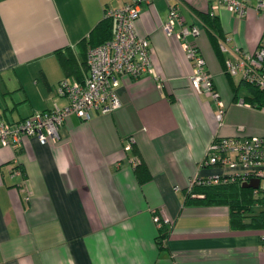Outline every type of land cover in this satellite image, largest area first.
Returning a JSON list of instances; mask_svg holds the SVG:
<instances>
[{"label":"crops","instance_id":"obj_1","mask_svg":"<svg viewBox=\"0 0 264 264\" xmlns=\"http://www.w3.org/2000/svg\"><path fill=\"white\" fill-rule=\"evenodd\" d=\"M133 1L0 0V120L66 106L61 84L77 79L63 58L85 79L86 40L108 10ZM180 2L186 22L201 26L193 40L225 104L223 124L212 96L193 89L181 42L163 30L167 0L144 5L135 29L151 43L153 73L121 81L118 110L69 117L55 142L31 136L19 149L0 146V264H264V229H233L226 205L185 204L195 178L220 173L202 163L213 139L238 135L240 125L264 136V108L235 102L249 92L225 72L231 55L221 51L222 60L199 16L212 1ZM251 5L246 19L258 13ZM214 14L230 46L255 51L261 39L240 40L241 17L225 7ZM140 165L151 174L144 183ZM162 226L169 235L160 246Z\"/></svg>","mask_w":264,"mask_h":264},{"label":"built area","instance_id":"obj_2","mask_svg":"<svg viewBox=\"0 0 264 264\" xmlns=\"http://www.w3.org/2000/svg\"><path fill=\"white\" fill-rule=\"evenodd\" d=\"M154 0H134L120 8L108 10L106 17L114 21V35L107 42L89 50L87 54L88 75L83 82L63 81L60 93L69 99L66 106L55 105L52 110L35 113L21 121L6 122L0 120V146L19 149L24 137H36L40 143L48 144L59 138V129L71 116L89 121L94 115L109 114L121 107L117 94L124 78L139 79L153 73L151 43L140 38L135 29V20L142 7ZM167 0L169 12L163 30L168 36L176 37L182 45L187 59L192 64L190 81L198 93H208L217 104L216 119L223 124L226 107L216 90L213 76L206 68V61L195 43L200 35L201 26L188 24L180 11V0ZM211 14L225 7L228 11L244 17L250 3H255L258 13L264 14V0H211ZM192 39V40H191ZM233 40H220V50L231 56L225 60V72L231 76L241 75L242 81L264 92V39L260 40L255 51H249L244 45ZM240 106L252 107L245 99L235 101ZM244 126H238V135L216 137L211 142L203 160L204 166L215 165L230 167L229 173H219L206 178H195L194 185H214L241 179L244 183L259 179L264 190V136L242 134ZM135 141L131 138L127 150ZM139 164L133 161V166ZM243 168V170H238ZM13 174L21 175L20 170ZM157 225L169 224L170 220L154 217Z\"/></svg>","mask_w":264,"mask_h":264},{"label":"trees","instance_id":"obj_3","mask_svg":"<svg viewBox=\"0 0 264 264\" xmlns=\"http://www.w3.org/2000/svg\"><path fill=\"white\" fill-rule=\"evenodd\" d=\"M199 16L204 27L208 30L215 51L224 60L219 44L220 40H224L226 36L223 32L220 18L215 14H211V11L199 13ZM112 35H114V21L110 18H105L93 29L89 39L86 40V44L92 49L110 40ZM262 39H264V34L261 37ZM87 54L84 64H86L85 69L88 74ZM63 61L65 62L64 66L67 75L74 76L80 83L83 82V74L80 75L79 71L73 66V60L70 56L64 57ZM247 85L250 88L246 101L258 108H264V92L250 84ZM136 176L140 183L151 179V174L142 165L136 168ZM243 184L244 182L241 179L214 185L196 184L189 189L185 204L206 206L226 205L230 210L231 226L233 229H264V190L261 188H245ZM168 235V228L165 226L159 228L157 242L160 246L163 245Z\"/></svg>","mask_w":264,"mask_h":264},{"label":"rangeland","instance_id":"obj_4","mask_svg":"<svg viewBox=\"0 0 264 264\" xmlns=\"http://www.w3.org/2000/svg\"><path fill=\"white\" fill-rule=\"evenodd\" d=\"M253 5V6H252ZM252 7H254L255 3L252 2ZM243 25H241L240 29H239V37L240 40H252V39H261V37L264 34V14H259V13H253V15L251 17H248V19L245 18V16L243 18ZM236 80H240L241 79V75H237L236 76ZM249 88L248 85L243 82L242 84V90H241V94L246 93L248 95L249 92ZM243 92V93H242ZM117 94H118V90H117ZM233 169L226 166V167H220V173H229L230 171H232ZM238 170H243V168H238ZM264 185V183H263ZM257 209L259 210V208L257 207Z\"/></svg>","mask_w":264,"mask_h":264},{"label":"water","instance_id":"obj_5","mask_svg":"<svg viewBox=\"0 0 264 264\" xmlns=\"http://www.w3.org/2000/svg\"><path fill=\"white\" fill-rule=\"evenodd\" d=\"M260 185L259 179H252L249 182H246L243 184V187L245 188H252V189H258Z\"/></svg>","mask_w":264,"mask_h":264}]
</instances>
